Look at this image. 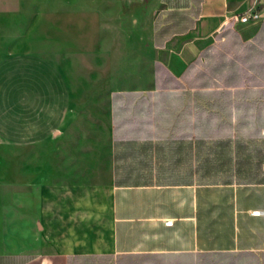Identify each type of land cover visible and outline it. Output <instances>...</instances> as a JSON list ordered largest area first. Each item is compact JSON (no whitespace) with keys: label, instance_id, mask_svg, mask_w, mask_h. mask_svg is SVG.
<instances>
[{"label":"crops","instance_id":"1","mask_svg":"<svg viewBox=\"0 0 264 264\" xmlns=\"http://www.w3.org/2000/svg\"><path fill=\"white\" fill-rule=\"evenodd\" d=\"M154 2L0 8V264H264V159L185 124L228 49L264 52V0ZM122 92L182 100L136 123Z\"/></svg>","mask_w":264,"mask_h":264},{"label":"trees","instance_id":"2","mask_svg":"<svg viewBox=\"0 0 264 264\" xmlns=\"http://www.w3.org/2000/svg\"><path fill=\"white\" fill-rule=\"evenodd\" d=\"M230 50L227 52L231 57L227 63H219L222 70L217 73L230 87L209 89L204 104H191L190 100H187L186 134L189 136L193 132L199 139L196 155H204L205 160H209L210 155L226 159L231 154L243 155L247 160L253 157L264 159V52L253 51L251 44H245L241 51L230 53ZM156 69L161 79L159 89L167 88L165 81L170 83L173 89L186 88L160 65H156ZM180 100L182 98L164 94H113L115 105L133 106L139 110L144 108V114L137 115L139 118L136 123L142 120L145 124L151 122L147 119L151 115L146 108L174 106ZM191 106L195 107L194 112L191 111ZM141 116L146 118L140 119ZM136 123L130 127L134 128ZM210 140H213V144H208ZM191 151V146L188 145L187 154ZM244 164L251 163L247 161Z\"/></svg>","mask_w":264,"mask_h":264},{"label":"rangeland","instance_id":"3","mask_svg":"<svg viewBox=\"0 0 264 264\" xmlns=\"http://www.w3.org/2000/svg\"><path fill=\"white\" fill-rule=\"evenodd\" d=\"M154 3L159 5L157 0H155ZM52 5L59 7L62 6L65 8L67 5V0H55L53 2L52 0H0V8L3 6H24V7L33 6L36 9L49 12L51 10Z\"/></svg>","mask_w":264,"mask_h":264},{"label":"built area","instance_id":"4","mask_svg":"<svg viewBox=\"0 0 264 264\" xmlns=\"http://www.w3.org/2000/svg\"><path fill=\"white\" fill-rule=\"evenodd\" d=\"M254 17V12L251 10H247L241 13H236L233 17V21H247Z\"/></svg>","mask_w":264,"mask_h":264}]
</instances>
